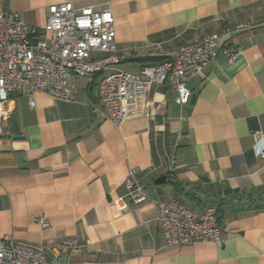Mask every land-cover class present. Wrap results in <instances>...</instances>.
<instances>
[{
	"label": "crops",
	"instance_id": "crops-1",
	"mask_svg": "<svg viewBox=\"0 0 264 264\" xmlns=\"http://www.w3.org/2000/svg\"><path fill=\"white\" fill-rule=\"evenodd\" d=\"M69 1L110 10L115 52L92 55L118 58L124 72L211 33L239 52L232 64L219 53L189 78L184 106L170 85H154L145 113L118 128L94 111L95 79H78L71 103L37 93L30 107L13 97L0 135V238L48 259L61 240H74L79 253L58 250L64 264H264V207H225L221 243L181 246L166 245L154 207L199 214L264 193L255 153L264 138V0H0V9L40 28L49 6ZM130 170L147 195L138 205L124 186Z\"/></svg>",
	"mask_w": 264,
	"mask_h": 264
},
{
	"label": "built area",
	"instance_id": "built-area-1",
	"mask_svg": "<svg viewBox=\"0 0 264 264\" xmlns=\"http://www.w3.org/2000/svg\"><path fill=\"white\" fill-rule=\"evenodd\" d=\"M115 52L114 18L110 10L93 7L77 9L72 1L51 5L45 24L40 28L23 23L16 13L0 9V135L11 100L26 96L30 107L33 96L45 94L56 102L75 101L76 81L94 80L99 107L94 111L113 127L118 128L145 113L147 95L154 85L168 84L177 93V103H188L191 92L189 78L198 76L203 67L219 53L232 64L238 49L221 43L211 33L199 40L180 46L157 63L143 65L137 74L117 68L116 57H93V53ZM255 153L264 159V138L259 137ZM130 170L124 181L129 201L138 205L147 200L142 185ZM155 221L168 246L193 242L223 241L220 214L214 206L194 213L178 204L155 202ZM42 228L48 223L38 220ZM77 254L76 241L61 240L54 257L48 259L41 249L16 243L12 236L0 238V264H64L58 250Z\"/></svg>",
	"mask_w": 264,
	"mask_h": 264
},
{
	"label": "trees",
	"instance_id": "trees-1",
	"mask_svg": "<svg viewBox=\"0 0 264 264\" xmlns=\"http://www.w3.org/2000/svg\"><path fill=\"white\" fill-rule=\"evenodd\" d=\"M164 58H158L152 60L151 63H157L158 61L163 60ZM211 206H214L216 210L220 213L224 210V208H231V209H258L264 207V193H260L255 197H250V195L242 202L241 199H237L236 202H223L219 201L216 204L213 203Z\"/></svg>",
	"mask_w": 264,
	"mask_h": 264
},
{
	"label": "water",
	"instance_id": "water-1",
	"mask_svg": "<svg viewBox=\"0 0 264 264\" xmlns=\"http://www.w3.org/2000/svg\"><path fill=\"white\" fill-rule=\"evenodd\" d=\"M16 138H20V137H16ZM167 179H168L167 176L160 177V178H158V179L155 181V184H161V183H164Z\"/></svg>",
	"mask_w": 264,
	"mask_h": 264
}]
</instances>
